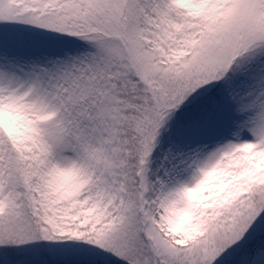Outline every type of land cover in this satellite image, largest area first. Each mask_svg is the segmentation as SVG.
Wrapping results in <instances>:
<instances>
[{"label":"snow or ice","instance_id":"snow-or-ice-1","mask_svg":"<svg viewBox=\"0 0 264 264\" xmlns=\"http://www.w3.org/2000/svg\"><path fill=\"white\" fill-rule=\"evenodd\" d=\"M0 264H264V0H0Z\"/></svg>","mask_w":264,"mask_h":264}]
</instances>
